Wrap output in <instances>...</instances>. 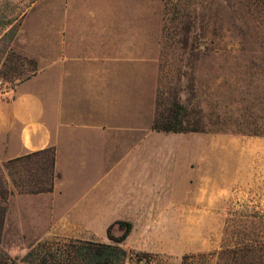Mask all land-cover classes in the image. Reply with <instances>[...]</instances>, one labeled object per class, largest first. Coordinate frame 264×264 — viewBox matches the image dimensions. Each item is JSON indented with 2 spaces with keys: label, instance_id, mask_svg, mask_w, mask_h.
Instances as JSON below:
<instances>
[{
  "label": "rangeland",
  "instance_id": "374dc122",
  "mask_svg": "<svg viewBox=\"0 0 264 264\" xmlns=\"http://www.w3.org/2000/svg\"><path fill=\"white\" fill-rule=\"evenodd\" d=\"M197 6L204 16L187 33L189 42L196 30L212 41L203 38L207 48L191 50L175 43L185 34L184 23L174 18V1L0 0V90L29 75L36 55L58 45L63 29L109 30L118 52L146 49L153 119L163 120L177 101L184 105V124L197 129L176 140V152L189 158L196 191L210 181L215 197L209 204L197 195L194 234L190 230L176 251L153 252L150 264H181L184 254L216 251L243 229L264 228V219L249 215L264 213V0H204ZM22 173L20 163L0 164V264L27 262L21 256L32 241L28 230L3 220L10 178ZM93 232L106 240L104 229ZM125 264H137L135 255Z\"/></svg>",
  "mask_w": 264,
  "mask_h": 264
},
{
  "label": "crops",
  "instance_id": "0c3cea01",
  "mask_svg": "<svg viewBox=\"0 0 264 264\" xmlns=\"http://www.w3.org/2000/svg\"><path fill=\"white\" fill-rule=\"evenodd\" d=\"M35 58L32 73L0 90V164L52 148L53 185L19 191L12 182L5 223L28 230L29 245L49 236L104 241L95 228L109 241L107 227L120 229V219L132 223L128 250L172 252L189 241L197 195L209 204L215 196L210 181L196 191L189 158L176 152L188 132L151 126L146 49L125 54L114 32L67 27Z\"/></svg>",
  "mask_w": 264,
  "mask_h": 264
},
{
  "label": "trees",
  "instance_id": "16d2710c",
  "mask_svg": "<svg viewBox=\"0 0 264 264\" xmlns=\"http://www.w3.org/2000/svg\"><path fill=\"white\" fill-rule=\"evenodd\" d=\"M174 1V18L183 22V36H179L175 43H181L182 48L189 47L191 50L199 49L201 45L207 48L209 38L202 32H194L189 42L188 32L197 19L202 20L204 14L197 11L198 6L203 7L204 0H163ZM199 15V16H198ZM183 17V18H182ZM201 28V25L199 26ZM202 38V39H201ZM212 41L209 38V42ZM32 73V72H31ZM28 76V75H27ZM184 105L175 102L172 112L161 121L152 120L151 126L164 131H190L197 128L193 125H185L183 122ZM53 149L44 148L24 156L9 159L4 166L20 163L23 173L18 178L12 176V182L19 191L51 190L53 185ZM259 220L264 219V213L253 212L249 214ZM121 233L114 234L112 224L107 227L109 241H101L79 237H62L52 240L39 241L30 244L27 251L21 256V260L33 264H125L127 257L135 255L137 264L150 263L152 252H130L122 245V241L132 228L129 220L116 221ZM9 264V262L3 263ZM181 264H264V228L243 229L238 238L227 242L222 248L208 253L184 254Z\"/></svg>",
  "mask_w": 264,
  "mask_h": 264
},
{
  "label": "built area",
  "instance_id": "2783aa9c",
  "mask_svg": "<svg viewBox=\"0 0 264 264\" xmlns=\"http://www.w3.org/2000/svg\"><path fill=\"white\" fill-rule=\"evenodd\" d=\"M143 264H150V263H143Z\"/></svg>",
  "mask_w": 264,
  "mask_h": 264
}]
</instances>
